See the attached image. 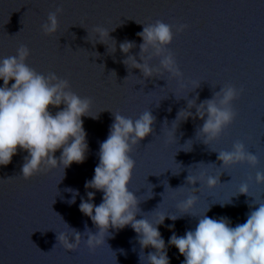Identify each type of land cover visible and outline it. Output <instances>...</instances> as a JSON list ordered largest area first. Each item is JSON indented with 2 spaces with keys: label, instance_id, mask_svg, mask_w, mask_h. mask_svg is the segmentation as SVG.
Masks as SVG:
<instances>
[{
  "label": "water",
  "instance_id": "water-1",
  "mask_svg": "<svg viewBox=\"0 0 264 264\" xmlns=\"http://www.w3.org/2000/svg\"><path fill=\"white\" fill-rule=\"evenodd\" d=\"M58 7L62 11L57 31L43 34L41 24ZM156 20L187 25L179 33L173 29L167 46L182 73L179 80L163 69L145 79L139 70L122 63L126 56L119 44L134 41L136 47L129 54L139 62L142 40L136 34ZM97 27L116 41L115 51L107 37L105 45L95 43ZM22 44L30 50L25 63L43 75L55 73L67 79L72 92L91 99L89 114L96 118H81L88 144L83 163L66 169L42 163L40 171L25 180L21 168L27 152L18 149L8 165L0 166V264H147L146 256L154 249L141 250L131 226L109 228L104 243L93 249L83 234L85 226L92 234L98 231L79 211V204L81 198L87 200L86 191H95L84 185L94 175L99 145L117 113L135 120L150 111L155 117L153 132L129 154L135 166L127 187L140 200L136 219L155 225L166 216L158 230L170 264H182L184 259L168 245L170 236L194 230L195 217L206 212L210 218L226 217L235 226L246 221L254 198L264 203V184L255 181L257 172L264 173V0H0V59L15 55ZM149 63L159 67L158 58ZM226 85L239 92L231 103L235 117L205 144L199 135L203 121H183V116L176 120V115L190 100L195 114L196 105ZM58 110L49 107L53 115ZM237 142L257 157V164L221 168L218 152L231 151ZM54 156L58 159L60 151ZM201 171L219 176L220 183L209 189L205 177L186 184L188 175ZM242 184H247L248 196L238 194ZM66 189L78 191L75 203H69L73 193ZM189 194L197 196L189 209L194 217L185 214L169 220L167 216L183 214L177 205ZM102 196L95 191L92 203L99 205ZM73 229L82 236L68 251L57 237L63 233L71 242Z\"/></svg>",
  "mask_w": 264,
  "mask_h": 264
},
{
  "label": "clouds",
  "instance_id": "clouds-1",
  "mask_svg": "<svg viewBox=\"0 0 264 264\" xmlns=\"http://www.w3.org/2000/svg\"><path fill=\"white\" fill-rule=\"evenodd\" d=\"M61 11L58 7L55 12L48 13L47 21L40 26L43 34L50 35L57 31V16ZM186 27L184 24H166L161 20L143 25L142 31L136 34L142 40L137 54L139 62L137 56L129 54L136 47L135 42L125 40L119 44L120 52L126 56L122 63L129 70H139L145 79L163 69L179 80L182 73L167 46L172 42L173 29L179 33ZM95 31L98 34L95 43L105 45L104 37H107L114 42L113 51L116 50V41L109 37L106 29L97 27ZM29 55V48L22 44L15 55L0 59V80L3 81L0 86V166L8 165L18 149L26 151L21 168V176L25 180L40 171L42 163L51 167L62 164L64 169L73 163H83L88 144L81 118H96L89 114L92 103L90 98H81L72 92L67 79L58 78L55 73L43 75L30 68L25 63ZM154 58L159 59L158 68L150 66L149 61ZM9 81L14 82L9 86ZM238 95L236 88L226 85L212 99L196 105L195 114L190 111L194 101H188L186 109L177 113L176 120L181 116L183 121L189 118L202 120L199 135L208 144L233 121L235 113L231 103ZM50 106L60 110L53 115L49 111ZM113 115L114 121L108 136L99 145V162L94 168V175L84 185L86 190L102 192V202L94 205L92 201L95 191H86L87 200L81 198L79 204V211L89 217L98 229L96 234H92L85 226V242L89 249H93L104 243L109 228L120 230L131 226L137 234L141 250L148 247L154 249L146 256L147 264H170L165 241L158 230L166 216H161L155 225L145 218L136 219L140 211L137 207L140 200L127 187L135 166V161L129 154L135 145L153 132L155 117L150 111L143 112L135 120L118 113ZM58 150L60 156L57 159L54 153ZM217 160L221 168L244 162L250 166L257 164V157L246 152L244 145L239 142L233 144L231 151L218 152ZM202 180H205L209 189L220 183L219 176H206L201 171L198 176L188 175L186 184L194 185ZM255 181L257 184H264V173L257 172ZM66 191L73 193L69 203H75L78 191ZM238 194L248 196L247 184L240 186ZM252 201L244 223L231 226L228 218H210L205 212L202 217H195L197 224L194 230H187L182 236L173 232L168 245L174 246L183 256L182 264H264V203H256L255 198ZM196 202L197 196L189 194L177 205L183 210V214L167 218L175 221L185 214L194 217L189 209ZM72 232L74 240L71 242L63 233L57 237L68 251L77 247L82 236L74 229ZM139 259L141 260L140 256Z\"/></svg>",
  "mask_w": 264,
  "mask_h": 264
}]
</instances>
